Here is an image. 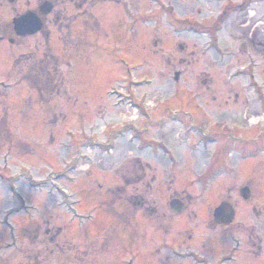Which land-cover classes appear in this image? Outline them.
<instances>
[{
	"label": "rangeland",
	"instance_id": "374dc122",
	"mask_svg": "<svg viewBox=\"0 0 264 264\" xmlns=\"http://www.w3.org/2000/svg\"><path fill=\"white\" fill-rule=\"evenodd\" d=\"M42 1H0V38L14 41L0 42V264L41 252V264H112L111 238L130 244L110 217L128 207L114 191L127 179L142 181L126 196L155 211L133 215L134 247H157L164 260L172 245L168 264H264V0H52L45 30L17 42L14 14ZM47 75L62 76L57 93L28 79ZM179 121L194 131L183 136ZM201 132L209 138L195 148ZM215 148L226 164L230 150L246 153L251 201L226 166L205 168ZM135 157L151 166L142 171ZM170 195L184 201L182 215ZM229 196L234 224L211 229Z\"/></svg>",
	"mask_w": 264,
	"mask_h": 264
},
{
	"label": "flooded vegetation",
	"instance_id": "af4514ba",
	"mask_svg": "<svg viewBox=\"0 0 264 264\" xmlns=\"http://www.w3.org/2000/svg\"><path fill=\"white\" fill-rule=\"evenodd\" d=\"M0 1H2V0H0ZM3 1H8V3L13 5V6L18 4L17 0H3ZM45 3H52L54 5L53 11L55 10L56 4L52 0H43L39 4L37 11H36V8L30 9V7H29L30 3H29L27 6H25L26 10H24V11L20 10L19 12L17 11L14 14L12 22H13L14 19L20 18L21 16H23L25 14H28V13H37L40 16L39 8ZM46 20H47V17L45 18V27H46V23H47ZM11 28L13 29V35L15 36V40L17 42H21V40L23 41L24 39L33 38V37L36 36V35H31V36H28V37H19L15 33L13 25H11ZM44 30H45V28H44ZM18 39H20V41H18ZM0 40H1L0 42H7L9 45L13 44V42H14V41L10 40L9 37L8 38L1 37ZM17 59H20L19 56L17 57ZM229 120H233L232 117H230ZM229 120H228V118L224 119V121L226 123L232 124L231 122H229ZM234 124L236 125L237 123L234 122ZM180 125L181 126L174 127L173 129L177 130V128L178 129L180 128V132L183 133L182 134L183 136H186L185 135V131H186L187 128H192V130L194 129V127H192L190 124H186V123L180 122ZM232 128L234 129L235 127H232ZM232 128L227 129V131H226L227 141H229V139L232 138V130H233ZM201 135H202V137H199L198 140L205 141L207 138H209V137H207V135L204 132H201ZM183 140L187 144L190 143L189 145H192V143H193V139H191L190 137H187V138L185 137ZM195 143H197V141ZM162 149H164V148H162ZM215 149H213L212 150L213 153L211 155H209L208 164L205 166V168H208V169H210V168L212 169L213 168V170H215L216 168H220L221 169V168H224L226 166V168H224L223 171H224V173L228 172V171L229 172L231 171V173H230V176H231L230 178L232 179L231 183H234L233 187H231V188L234 189V192L236 194H238L244 201H251L253 199L252 186L249 185V184L248 185H244L242 176L240 178L241 167H242L243 161H244L243 159L247 158V157H244V156H246V153L245 152H241V151H239L237 153H234L232 150H230L229 153H228V158L230 159V161L228 162V164H226V162L222 158V153L220 151H218L217 149L216 150ZM167 150H168V153L173 157L174 156L173 153L170 152L169 149H167ZM208 152H210V150ZM152 153H156V152H152ZM167 156L169 157V155H167ZM134 161H135V164L138 165L137 167H139L142 171L143 170L145 171L146 169H148L151 166L147 162H143L140 159V157H138V158L135 157ZM172 165H173V163H172ZM256 167L258 168V165ZM169 169H170V167H169ZM134 172H136V171H134ZM255 174H256V176H252V177L257 178V174H258L257 170L254 171L253 175H255ZM144 177H145V175H144ZM141 181L142 180H139V179L138 180H129V179H127L125 181L123 180V182L125 183L124 184L125 185V189H124L123 186H120V185L115 187V190H114L115 192L123 193V195H121V199H119V201L127 203L128 207H126L124 213H121V212H118V211H115V210L112 211V213L110 214V217H111V219H113V222L115 221V223L118 225V227L120 228V230L122 232V235L129 239L130 244L122 242L121 236L119 234H116L115 236H113L111 238V240H114V242H119V243H116V245L110 244V249L113 247L112 248L113 250H110V249L108 250V251L112 252L113 255H114V259L112 261V264H118V263L134 264L135 261H140L141 257H146L148 259H151V261L154 262V264H168V262H166L165 258L170 259L169 255L172 256L173 252H175V250H174L172 245L164 244L165 246L163 248H165L169 252V254L165 255L164 256V260H163V257H162V255L160 253V249H158L157 247H154L153 249H140L139 246L134 247L136 244H138V242H137L136 232H135V230H133V229H136V227H137V224L132 223V217H134L133 215H137L139 212L147 213L148 211H150L151 213H155V211H153L149 207V205H148V203H147V201L145 200L144 197H141L140 195H131V196H128V197L126 196V192H127L126 188L131 187L132 185L139 184ZM236 183H239V184H236ZM169 198L171 200L170 203H169V208L170 209H171L172 205H177V204H178L177 206L179 208L183 207V209H184L183 212L187 209V206L185 205L184 201H182V199L177 197V195L176 196L175 195H170ZM230 198H231V196H229L227 198V200H224V201H229L231 203V200H229ZM233 207H234V205H233ZM182 213L181 214H177V215L180 216V215H182ZM234 222H233V224H234ZM113 225H114V223H113ZM158 227H160V225ZM225 228H227V227H225ZM155 231L157 233H161L160 229H158V230L156 229ZM112 245H114V246H112ZM53 246H55V245H53ZM253 246H255V244H253ZM57 247L58 246H55V248L58 251H61ZM38 250L40 252L42 251L41 249H38ZM45 252H49L50 254H53L55 251L51 250L49 248V245L48 246L45 245L44 246V253ZM42 253L43 252L39 253L38 255H35V254H32V253L29 254L28 255V264H34V263L41 264V262H42L41 261V254ZM30 256H31V259L29 260ZM122 257L124 258L123 260H121ZM170 261H171V259H170ZM177 264H179V263L177 262Z\"/></svg>",
	"mask_w": 264,
	"mask_h": 264
},
{
	"label": "water",
	"instance_id": "95a60500",
	"mask_svg": "<svg viewBox=\"0 0 264 264\" xmlns=\"http://www.w3.org/2000/svg\"><path fill=\"white\" fill-rule=\"evenodd\" d=\"M53 9L54 5L52 3H45L39 8V12L45 18L52 13ZM13 25L17 36L27 37L43 31L45 20L41 19L37 13H28L15 19ZM175 81H179V74H176ZM171 208L175 213H180L183 210V207L179 208L177 205H172ZM213 218V229L218 226H228L235 219V211L229 202H223L215 209Z\"/></svg>",
	"mask_w": 264,
	"mask_h": 264
},
{
	"label": "trees",
	"instance_id": "16d2710c",
	"mask_svg": "<svg viewBox=\"0 0 264 264\" xmlns=\"http://www.w3.org/2000/svg\"><path fill=\"white\" fill-rule=\"evenodd\" d=\"M52 60H53V63H50V65H52L53 67H55V65H53L54 63H56V59L54 57H52ZM51 61V60H50ZM48 61L46 60L45 63H47ZM45 63L43 62L42 64H39L38 66H33L31 67V65H29V70L31 71H37L39 70V68L42 67V65H45ZM57 72V69L55 68L54 69V73ZM56 76V79L54 80V82L50 81V77L51 75H47L46 77H44L41 81H34L33 78L31 79V77L29 76L28 79H30V81L33 83V86L36 88L35 90L38 92V93H41V92H46L48 93H57L59 91V85H60V81L62 80V76H58V75H55ZM53 77V76H52ZM35 84V85H34ZM49 90V91H48ZM50 95V94H49ZM46 98V97H45ZM45 98L43 96H40V99L42 101H45Z\"/></svg>",
	"mask_w": 264,
	"mask_h": 264
}]
</instances>
